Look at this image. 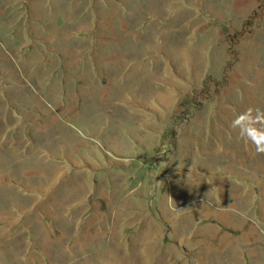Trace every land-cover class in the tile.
<instances>
[{
  "label": "rangeland",
  "instance_id": "1",
  "mask_svg": "<svg viewBox=\"0 0 264 264\" xmlns=\"http://www.w3.org/2000/svg\"><path fill=\"white\" fill-rule=\"evenodd\" d=\"M0 264H264V0H0Z\"/></svg>",
  "mask_w": 264,
  "mask_h": 264
}]
</instances>
